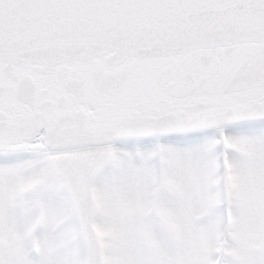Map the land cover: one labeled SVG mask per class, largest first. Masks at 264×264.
Here are the masks:
<instances>
[{"label": "snow or ice", "instance_id": "1", "mask_svg": "<svg viewBox=\"0 0 264 264\" xmlns=\"http://www.w3.org/2000/svg\"><path fill=\"white\" fill-rule=\"evenodd\" d=\"M0 264H264V0H0Z\"/></svg>", "mask_w": 264, "mask_h": 264}]
</instances>
